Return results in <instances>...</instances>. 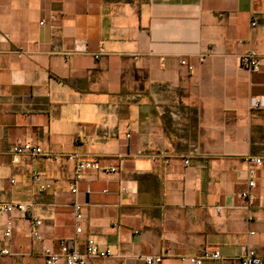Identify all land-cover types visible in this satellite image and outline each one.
Segmentation results:
<instances>
[{"label": "crops", "instance_id": "crops-1", "mask_svg": "<svg viewBox=\"0 0 264 264\" xmlns=\"http://www.w3.org/2000/svg\"><path fill=\"white\" fill-rule=\"evenodd\" d=\"M248 49L257 69L239 65ZM24 141L58 156L13 155ZM71 153L115 170L75 180ZM0 201L41 221L0 214V264L89 237L107 255L86 264L264 257V0H0Z\"/></svg>", "mask_w": 264, "mask_h": 264}, {"label": "built area", "instance_id": "built-area-1", "mask_svg": "<svg viewBox=\"0 0 264 264\" xmlns=\"http://www.w3.org/2000/svg\"><path fill=\"white\" fill-rule=\"evenodd\" d=\"M43 22V21H42ZM40 22V23H42ZM255 22L252 21L251 25H254ZM204 55H199L198 59L203 60ZM179 64L185 67L188 71L193 69V66L188 63L186 58L182 57L179 59ZM260 64V58L258 57L254 49H248L240 54L239 56V65L242 68L248 70L257 69ZM255 105V103H254ZM10 151L13 155L19 154H28L30 156H43L46 158H57V153L51 151H45L38 145L24 141L17 142L11 145ZM69 157L75 160L74 166V178L78 180L82 171L85 169H94V170H106L114 171L115 169L110 167H104L99 163L91 160H86L81 158L76 153H71ZM246 160L253 166H259L262 163V160L258 157L247 156ZM184 163H187V160H184ZM253 167L250 168L249 173L250 177L248 179V187L251 188L254 186ZM41 176L38 173H34L33 181L39 183L41 181ZM10 182H13V179H10ZM48 184L39 185V189L47 188ZM71 192H76L75 186L70 189ZM241 195L247 199H252L253 195L249 191H243ZM13 211H18L22 217L29 215L33 224L38 227L41 223L40 219L35 217L32 211L29 208V205L23 203L10 202V201H0V214H10ZM72 213L73 218L76 224L75 232L79 233L81 227L79 225L80 221L84 217L83 204L80 202H73L72 204ZM12 223L10 220L5 222L3 229V236L8 237L11 233ZM33 235L35 238H39L38 232L34 229ZM44 264H86L88 258L91 257H104L107 255V251L99 249L96 242L93 238L89 237L85 241L84 249L80 250L73 238H67L59 240L56 248L45 247L43 249ZM0 253H8L7 249H1ZM219 252L217 250L211 251L208 249L203 250L199 255L190 256L188 260L193 264H201L202 259L204 258H218ZM240 264H264V257L257 255L252 249H244L240 256L238 257ZM160 261V256L155 257H146L147 264H154Z\"/></svg>", "mask_w": 264, "mask_h": 264}]
</instances>
